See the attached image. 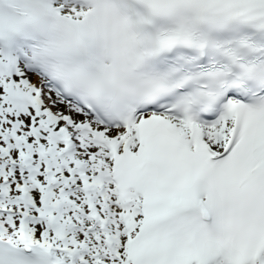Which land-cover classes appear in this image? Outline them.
<instances>
[{
  "label": "snow or ice",
  "instance_id": "snow-or-ice-1",
  "mask_svg": "<svg viewBox=\"0 0 264 264\" xmlns=\"http://www.w3.org/2000/svg\"><path fill=\"white\" fill-rule=\"evenodd\" d=\"M0 264H264V0H0Z\"/></svg>",
  "mask_w": 264,
  "mask_h": 264
}]
</instances>
